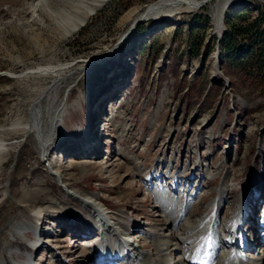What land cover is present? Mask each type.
<instances>
[{"label":"rangeland","instance_id":"374dc122","mask_svg":"<svg viewBox=\"0 0 264 264\" xmlns=\"http://www.w3.org/2000/svg\"><path fill=\"white\" fill-rule=\"evenodd\" d=\"M156 1L108 0L82 29L64 39L51 21L37 18L35 8L42 7L41 0H0V129L5 128L0 137L7 144L0 167V246L6 247L5 254L21 244L4 246L10 224L22 211L30 215L17 203L23 187L36 189L37 183L42 182L43 188L51 190L48 199H55V204H74L65 197L63 188L68 191L67 188L50 178L51 163L57 165L54 172L61 174L70 189L87 198L97 196L106 210L128 216L131 224L142 222L135 230L142 235L141 243H148L146 250L152 249V239L146 238L149 233H170L165 230L173 228L169 224L164 227L157 197L166 199L176 215L188 201V208L180 215L185 216L196 205L190 200L193 195L198 202L202 198L201 214L203 208L206 210L219 201L221 189H228L222 213L226 201L232 198L230 195L239 190L234 189L236 184H228L246 181L247 177L250 186L254 185V176L264 179V75L258 64L264 60V0H241L232 6L224 14L219 31L212 20V5H207L170 19L139 21L121 43V36L134 18ZM204 18H209V23ZM226 34L235 36L238 51L243 47L253 50L247 57L253 65L239 74L223 69L221 44ZM108 50H114L108 58L82 75L79 72L60 90V101L69 106L79 103V107L65 116V135L51 149L48 161L37 153L36 139L31 133L18 127L7 131L18 121L23 125L29 121L32 104L41 88L50 82L43 78L17 82L10 74L19 75L31 67L45 65L70 63L78 67L81 60ZM118 79L128 80L125 88L129 96L111 119L103 120L109 129L105 135L112 137L104 142L98 137L101 147L110 144L111 156L106 161L101 157L105 149L94 154L81 129L86 130L84 126L93 122L94 115V129L99 127L100 114L107 112L102 104L122 92L118 89L112 95L120 84ZM69 144L71 155L59 160L56 154L69 148ZM172 175L186 180L187 199L183 202L170 200L168 192L162 190H173V182L154 188L155 181L170 180ZM182 181L176 192H181ZM202 181H206L204 188L191 194L195 188L199 191ZM40 204L38 200L31 209ZM209 209L206 212L210 211L211 216ZM55 223L52 230H48L46 223L40 226L45 236L52 233V238L48 236L51 248L46 250L54 247L62 255H70L73 264H96L95 258L101 259L102 251L93 238L96 234L85 236L88 230L79 223L71 225L63 219ZM163 227L165 230L159 231ZM181 227L182 224L178 225ZM73 228L79 235L85 232L81 241L92 243L90 248L76 239L74 244L70 243L68 236ZM21 245L26 251L25 243ZM44 253L40 250L35 255L37 264H53L47 259L48 251L46 258H41ZM176 256L177 253L172 254L170 263L177 264ZM119 257L114 264L123 261ZM101 261L97 263L102 264Z\"/></svg>","mask_w":264,"mask_h":264},{"label":"bare ground","instance_id":"6f19581e","mask_svg":"<svg viewBox=\"0 0 264 264\" xmlns=\"http://www.w3.org/2000/svg\"><path fill=\"white\" fill-rule=\"evenodd\" d=\"M107 1L108 0H41L42 7L36 5L37 8H35V10L38 13L37 18L41 17L51 21L52 24L61 31L63 38L66 39L82 29L87 24L88 20ZM240 1L241 0H158L147 6L142 13L134 18L128 31L121 36V40L123 41L120 42L123 43L127 40L129 32L132 30L131 28L139 21L150 19L161 20L164 18L170 19L180 13L197 10L207 5H212V20L215 29L219 31L222 27L223 16L226 11ZM113 51L114 50H108L91 55L81 60L80 66L78 67H76V64L71 65L70 63L64 65H45L31 67L19 75L10 74L12 79L17 82L40 78L50 79V82L45 87L41 88L37 98L32 104L29 121L24 125L18 121L12 124L7 131H12L14 127H18L23 129L25 133H31L36 139L37 153L41 159L48 161V155H50L51 149L55 147L62 136L65 135V116L71 109H77L79 107V103L69 106L65 101H60V90L76 77L79 72L80 75H82L95 64L108 58ZM106 103H103L102 106ZM120 107L121 105L115 110H120ZM87 130L81 129V133L86 140L90 141V144L92 143L91 146L95 148V150L92 149V151L94 154H97L103 147H101L98 137L95 136V138L93 137L94 139L89 137L90 127ZM2 131H5V128L3 130L0 129V132ZM91 135L92 134H90V136ZM5 142L6 140L0 137V167L4 163L3 155L6 153L7 147ZM64 161H66V159ZM55 166L57 167L54 163L50 164V168L48 169V173H50L51 176L50 178L67 188L68 191L63 188L65 197L72 200L74 204L72 206L55 204V199H48L51 195V190L43 188L42 182L41 184L37 183L39 187L36 189H29L26 186L23 187L22 193L17 199V203L21 204L24 209L29 210L30 215L28 216L25 211H22L20 214L21 216L19 215L21 218H19V216L15 218V221L10 224L4 246H12L19 242L22 244L23 242L25 246L29 248V250L26 251H30L33 245L36 246L41 244L42 242H40V240H44L43 236H45V233L42 232L40 228L42 223L51 226H48V230H52V226L56 225L55 222L63 219L66 223L71 225L79 223L84 226L85 230H88L86 233L87 235L84 234L85 232L82 233L80 231L79 238L75 240L79 244L82 243L86 248H88V246L85 244L84 240L81 241V239H83L82 237L84 235L89 236L96 234L93 238L96 239L102 251L101 259L95 258L97 262L102 260L104 264H114V261H117V259L120 258L119 256H121L123 260L132 259L130 264H174L172 262L170 263L169 259L172 254L177 253V264H190L191 261H199L202 258L201 252L206 243L203 244L201 233L218 226L219 215L224 207L223 200L228 192V189H221L220 195L222 199L220 198L218 202H213L207 206V211L210 210L209 207L212 209V215L209 219H207V215L195 217V215L200 212L199 207L202 206L203 202L198 203V207H196L197 204L191 206V212L185 213V216H180L185 211L184 208H188L185 204L188 201L183 203L184 211L176 215L173 210L169 209V204L165 201L166 199L164 200V198L157 197L159 198V201H157L158 209L161 212V217H163L165 221L164 227L166 228L169 224V227L173 228H167L165 230L163 227L159 229V231L165 230L170 231V233L157 231L155 233H149V237L146 236V238L152 239V249H149V251L146 250L148 243L142 244V235H137L135 230L142 222L136 221L131 224L128 216L106 210L105 204L99 201L97 196L87 198L70 189L68 185H66L67 183L64 182L61 174L54 172ZM110 167L111 165H107V168ZM160 176L163 177L164 174L162 173ZM236 188L237 186L234 187V189ZM231 189L233 190V188ZM252 191V187L249 186L246 195H248V197L250 196L251 200L257 197V194L255 197L252 195ZM262 197L264 198L263 195ZM38 200L41 201V204L38 205L36 209H31ZM188 214H192L194 220L192 216L190 217L191 219H188ZM214 215L216 216V220L213 221ZM27 220H31V223ZM180 224L183 225L181 229L178 228ZM229 224H231V222H229L228 225ZM225 225L226 224L223 225L224 228ZM34 227L38 229L36 228L33 230ZM44 230H47V227ZM47 242L49 243L52 241L49 240ZM71 243L74 244V240ZM86 243L88 244V242ZM21 244L16 247V250L14 248L12 251L9 250L11 252H9L8 255L7 253L5 254L4 248L6 247L0 246V264H37L36 260L31 261L29 258H26L27 254L25 257L21 255L24 250ZM41 245V249L43 250L51 248V245L48 246L44 243ZM28 248L26 247V249ZM262 251L264 252V247H262ZM36 254L37 251L34 252V256ZM63 256L69 257L70 262H73L70 255L64 254Z\"/></svg>","mask_w":264,"mask_h":264},{"label":"trees","instance_id":"16d2710c","mask_svg":"<svg viewBox=\"0 0 264 264\" xmlns=\"http://www.w3.org/2000/svg\"><path fill=\"white\" fill-rule=\"evenodd\" d=\"M204 21L209 23V18H204ZM238 45L239 43L235 41V36L233 34H226L221 44V57L223 58L225 64L223 69H226L230 72L234 71V74H239L240 72H242L240 70H242L243 68H247L249 65H253L252 60L247 59L248 55H250L253 50H248L246 47H243L240 51H238ZM240 52H244V54L239 55ZM259 63V72L264 75V60H262L261 62L258 61V64ZM225 72L227 73V71Z\"/></svg>","mask_w":264,"mask_h":264}]
</instances>
